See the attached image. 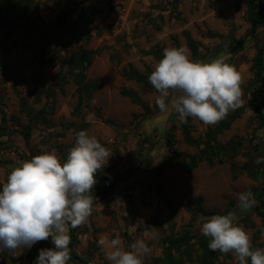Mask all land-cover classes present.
<instances>
[{
  "label": "rangeland",
  "instance_id": "1",
  "mask_svg": "<svg viewBox=\"0 0 264 264\" xmlns=\"http://www.w3.org/2000/svg\"><path fill=\"white\" fill-rule=\"evenodd\" d=\"M26 1L6 0L5 6L10 2L29 7L24 19L8 15L9 27L0 25V190L22 161L54 152L63 163L76 133L86 130L112 152L100 170L105 180L95 186L114 183L110 195L95 197L87 222L74 228L79 235L74 250L86 260L110 264L97 245L102 235L119 236L127 249L155 227L158 237L149 241L152 253L145 264H156L164 256L166 238L180 237L187 230L194 237L189 249L192 261L182 264H199L198 240L204 237L201 215L188 211L187 205L201 197L204 211L227 214L236 210L238 194L248 190L255 194L256 206L241 213L238 223L251 236L253 247L264 249V163H255L264 156V128L250 109L259 90L254 82L260 50L264 62V30L260 26L250 35L247 0H182L178 4L174 0H30V5ZM261 3L264 7V0ZM61 18L63 25H59ZM187 38L197 45L196 56ZM181 46L189 50L192 60L204 63L228 55L226 62L242 77L243 106L227 115L240 111V117L216 136L220 144L235 138L241 142L233 160L236 180L229 163L214 167L201 163L186 175L178 165L198 150L185 143L184 123L174 110L167 116L159 113L157 92L150 83L147 87L123 77L129 69L151 74L159 62L152 52L163 54L165 48ZM84 53L91 59L85 82L97 84L98 90L80 101L70 65ZM123 90L134 92L143 107L121 96ZM259 95L258 102L264 105V91ZM219 123L206 126L190 118V136L204 139ZM169 130L181 158L167 159ZM160 162H172L175 167L158 171ZM52 247L49 238L14 255L3 252L0 264H35L40 249ZM213 254V264L238 262L231 253Z\"/></svg>",
  "mask_w": 264,
  "mask_h": 264
},
{
  "label": "clouds",
  "instance_id": "2",
  "mask_svg": "<svg viewBox=\"0 0 264 264\" xmlns=\"http://www.w3.org/2000/svg\"><path fill=\"white\" fill-rule=\"evenodd\" d=\"M228 55L209 63L190 58L184 47L165 48L148 81L156 90L155 105L167 116L174 110L182 123L198 119L206 126L216 125L243 106L242 77L228 64ZM112 156L86 130L75 135L67 159L46 152L22 161L11 170L0 190V253L15 254L51 238L52 248L40 249L35 264H68L71 260L70 229L87 222L94 210L91 192L96 176ZM264 163V156L255 160ZM256 206L255 194H238L236 210L227 214L201 215V234L208 248L222 255L231 253L238 264H264V249L254 248L251 236L238 223L241 213ZM125 248L119 236H101L97 245L110 264H145L158 237L155 227Z\"/></svg>",
  "mask_w": 264,
  "mask_h": 264
},
{
  "label": "trees",
  "instance_id": "3",
  "mask_svg": "<svg viewBox=\"0 0 264 264\" xmlns=\"http://www.w3.org/2000/svg\"><path fill=\"white\" fill-rule=\"evenodd\" d=\"M182 0H174L175 4H178ZM29 3L30 0H27L25 3ZM6 0H0V25L1 27L8 28L10 22L6 20V16L11 15L13 17H18L24 19V15H26L27 7L29 6H18L17 4L8 3L5 6ZM248 4V23L250 25V35L253 36L257 29L261 26L264 30V7L261 3V0H247ZM64 24V18L59 19V25ZM187 46L191 51L193 56H196L198 53V48L195 42H193L190 38H187ZM262 50H260L259 56L255 60V88L258 90L255 93L254 98L250 102V109L255 114L258 119L259 126L264 128V105L258 102L260 98V91H264V62L262 60ZM154 57H156L159 61L163 58V54L160 50H156L151 53ZM91 59L88 53H84L83 55H78L77 57L72 59L70 65V72L73 77V81L77 86V92L80 96V101L84 96H90L92 93L98 90V85L95 83L85 82L84 72L90 66ZM77 71V72H75ZM137 73L136 71L129 69V71L123 72V77L129 81H135L143 86L149 85L148 76ZM259 86V87H258ZM261 89V90H260ZM41 90L38 89L36 91V96L39 97ZM121 96L128 98L133 104H139L143 107V103L140 101L139 97L131 91L123 90L121 92ZM25 106V102H22V107ZM240 117V111L234 112L232 115L227 116L225 120H222L219 125L215 129H209L204 134V139H194L190 136L189 123L190 118H188V122L183 124V134L185 136V143L189 147H193L198 150L197 154L190 156L188 161L178 165L186 175H190L201 163H205L209 167H214L215 165H221L224 163H229L230 171L232 174V180L237 179V167L235 166L233 160L237 155L241 142L238 138H235L228 142L227 144L218 143L216 136L221 134L223 131H228L230 125L233 121ZM1 135V134H0ZM25 138L29 137V128L26 129ZM175 138L172 134V131L169 130L166 133L165 137V145L167 149V159L175 156L176 158H181L182 153L178 152L175 149ZM175 166L172 162H160L157 166V170L160 171L163 168L173 169ZM97 181H104L105 176L98 171L96 176ZM114 183L111 182L108 186H94L91 195L95 199V197H105L110 195L113 192ZM157 191L160 192V189L157 188ZM160 195V194H159ZM264 198V193L262 195ZM161 199L164 198L161 196ZM202 198H196L192 203L187 205L188 211H195L199 215L203 216H212L216 214H221L218 210H213L211 212H206L202 208ZM232 203L229 204V209H232ZM261 206L264 208V200H261ZM262 222L264 226V213L261 214ZM69 235L71 237V243L69 248L71 249L70 255L71 260L70 263L74 264H92L88 260H86L83 256L76 253L74 250L75 245L78 243V233L75 232L74 229H70ZM194 239L193 236H190L189 231H185L184 234L180 237H168L165 242L167 244L166 252L162 258L156 260V264H182L183 261H192L190 254V242ZM200 254L198 257L200 258L199 264H213L214 263V254L208 248V238L203 237L198 240ZM173 253L177 254L175 256ZM1 254V253H0ZM19 264V263H16ZM238 264V262L236 263ZM248 264H251L250 260Z\"/></svg>",
  "mask_w": 264,
  "mask_h": 264
}]
</instances>
